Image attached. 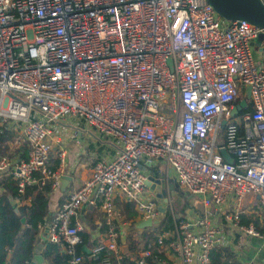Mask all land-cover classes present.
<instances>
[{"label":"built area","instance_id":"1","mask_svg":"<svg viewBox=\"0 0 264 264\" xmlns=\"http://www.w3.org/2000/svg\"><path fill=\"white\" fill-rule=\"evenodd\" d=\"M260 33L247 21L220 17L207 0H0V120L21 129L29 147L26 159L0 155V179L13 180L19 197L26 187H58L66 151L60 149L57 168L49 162L63 118L115 148L50 222L37 225L68 264L85 263L78 246L98 264H112L119 202L151 220L150 242L133 264H173L171 255L181 264H211V250L227 242L211 206L239 231L261 235L242 222L250 195L264 226V39L258 59L252 49ZM242 86L248 99L239 97ZM242 99L246 106L232 114ZM149 176L161 182L162 197L145 184ZM172 183L187 209L203 211L177 222L171 214L169 230L153 221L159 207L166 213L160 202L169 205ZM84 203L100 208L106 227L105 240L90 246L80 235Z\"/></svg>","mask_w":264,"mask_h":264},{"label":"crops","instance_id":"2","mask_svg":"<svg viewBox=\"0 0 264 264\" xmlns=\"http://www.w3.org/2000/svg\"><path fill=\"white\" fill-rule=\"evenodd\" d=\"M252 49L255 58L258 59L260 53V44L254 42L252 45ZM67 119L68 122L74 124L75 126L72 127V129L70 130H67L69 128L63 129V132H65V134H67V132L68 133L72 132L71 136H73L75 133L76 136L80 138H77L75 144H72V142L69 141L65 142V140L63 141V138L60 136L61 142L57 145V147L55 145L52 146L53 149L51 152H54L53 158L55 159L59 158L60 149L66 151L65 159H64L65 176L68 177L69 180L65 186H61L59 184L58 187L52 188V191L49 194L50 201L48 205L49 207L48 214L53 212L54 209L68 196V194H70L73 190L78 188L83 182H85L89 178L91 168L93 167V164L97 160H109L112 158V156L115 153V148L110 143V140L105 139L102 136H99L97 133L91 130L87 125L85 124L81 125V123H79L77 120L73 118L67 117ZM7 124H8L7 129H9L12 132L14 131L19 136V138L12 143L11 156L22 158L21 156L22 153L19 150L17 151V146L21 145L22 142L23 143L25 142L23 140L22 131L19 128L17 129V127L14 124L12 125L11 122L9 121L7 122ZM54 129L56 130L55 131L56 133L59 132L58 122L55 125ZM59 163H60V159H59ZM4 178L6 177H1L0 179L1 193L5 191L4 189L5 187L3 184ZM29 201H30V197L24 199V201L22 200L17 204V200L14 199L12 203L14 204L15 212L18 214L19 206L21 204H28ZM242 203H243L242 204L243 208L246 210L245 214L242 215V222L243 219L244 220L248 219L250 220L248 223L254 225V222L252 220L257 221L258 219L254 212L255 202L252 199V196L250 195L247 196ZM15 205H19V206L16 207ZM126 206H131V205L125 202L118 203V207L122 213V220L118 228L119 230L118 251L116 253H112V255H114L116 261H119L121 258H123L124 260H126L125 264H133V261L138 256L140 250L134 249L135 253L131 254L130 252L123 251V249L125 248V246H127V243L129 241H132L133 239H136L137 241L136 243H139L142 249V247L145 246V243L149 241L147 239L148 238L147 231L151 229V227L150 225L144 227L140 226V224L145 222L146 220L145 221L141 220L138 217L133 206H131L134 211L133 218H128L124 209ZM209 209L211 210V212H213V221L222 223L224 228L226 229L227 242L225 245H223V247L228 248L232 252L235 261L238 264H264V234L260 232L261 235L258 237V236H251L242 231H239L235 226L227 223L226 221H223L222 217L217 215V211L219 209L218 206H211ZM96 213H99V218H96L94 216ZM48 214L46 215V217L48 216ZM198 214L199 213H197L196 210L186 208L184 217L188 218L189 220H192L196 218ZM79 215L82 221H84L87 224L84 231H86L89 236V242L87 244L88 246L92 244L90 243L91 240H98V241L105 240L106 227L103 224L102 214L99 207L87 205L84 208V210L82 211L80 210ZM163 215L164 213L160 214L159 212V215L157 216L156 219H154L153 223L158 225L159 227L162 228L164 227L166 229L172 230L174 228V222L172 227L166 226L162 222L164 218ZM258 224L259 226H262L259 222ZM255 228L259 230L256 226ZM130 229L133 230L132 233H130L129 231ZM144 236H146V238ZM46 243L47 242L44 241V236L38 235L37 244L33 249V252L35 253L34 255L36 254L41 255L40 251L42 250V248L45 246ZM85 253H87V250H85ZM170 259L172 260L173 264H181L178 258H176L173 255L170 256ZM42 264H48V263H46L43 259Z\"/></svg>","mask_w":264,"mask_h":264},{"label":"trees","instance_id":"3","mask_svg":"<svg viewBox=\"0 0 264 264\" xmlns=\"http://www.w3.org/2000/svg\"><path fill=\"white\" fill-rule=\"evenodd\" d=\"M7 121L0 120V155H5L7 150H10L12 143L19 138L13 131L7 129ZM22 153V158H27L29 147L26 142H22L17 146V151ZM8 152V151H7ZM54 152H50L49 167L55 169L58 167L59 158H53ZM4 189L0 192V264H30L34 256L33 249L38 241L39 223L44 222L46 215L49 212V194L52 191L51 182L34 193L35 186L26 187L24 194L19 197L15 182L9 178L3 179ZM30 197L28 204H21L18 208V214L14 210V199H27ZM125 213L128 218H133L134 211L131 206H126ZM163 223L166 226H173V217L169 212L164 213ZM250 220H244L243 223L248 224ZM254 225L264 234V226H259L258 221H254ZM161 222V223H162ZM259 226V227H258ZM83 244L87 245L89 236L86 231L80 233ZM146 238V236H144ZM150 237L147 239L148 244ZM78 252H83L86 256L84 264H98L97 261L88 258L83 246L77 247ZM44 261L48 264H68L67 256L59 252L56 245L46 243L40 251ZM112 264H125L126 260L121 258L119 261L115 260L112 255ZM211 264H238L232 252L223 246L215 247L210 252Z\"/></svg>","mask_w":264,"mask_h":264},{"label":"water","instance_id":"4","mask_svg":"<svg viewBox=\"0 0 264 264\" xmlns=\"http://www.w3.org/2000/svg\"><path fill=\"white\" fill-rule=\"evenodd\" d=\"M212 7L214 8L215 12L222 18L226 20H244L253 25L261 27L264 29V0H207ZM264 39V33H260L257 39L255 40L256 43H261ZM249 98V89H247L246 99ZM246 106V100L242 99L239 103L233 108L232 114H235L243 107ZM220 154L223 156L224 160L232 163L233 159L230 155L226 152L225 149H220ZM69 178L65 175L62 176L60 185L65 186L68 182ZM151 182H154L151 184ZM145 184L150 187L151 190H155L156 185L161 186V182L158 179H154L153 177L149 176ZM156 184V185H155ZM176 183L170 184V190L173 193H179L176 189ZM166 201V199H164ZM87 206V203H84L81 206V211ZM160 214L165 212L164 207H159ZM53 213H49L47 216V222L52 220ZM151 224V220H147L140 224L141 227L149 226ZM43 258L41 255L36 254L33 256L32 261L30 264H42Z\"/></svg>","mask_w":264,"mask_h":264},{"label":"rangeland","instance_id":"5","mask_svg":"<svg viewBox=\"0 0 264 264\" xmlns=\"http://www.w3.org/2000/svg\"><path fill=\"white\" fill-rule=\"evenodd\" d=\"M245 96H246L245 88H243V86H242V91H241L239 97H245ZM82 124L83 123H81V125ZM74 126H75L74 124L68 122L67 118H63L62 120L58 121V128H59L58 134L63 138V141L65 140V142L69 141V142H72V144H75L76 139L80 138V137L76 136L75 133L73 136H71L72 132L71 133L67 132V134H65V132H63V129L69 128L67 130H70ZM64 131H66V130H64ZM7 151H6L5 155H11V153H12L11 149L7 150ZM176 189L178 190V192H180L178 185L176 186ZM182 191L185 192L186 196H189V193L185 188H183ZM154 193L158 197H162L164 195V190H162V188L160 186H157L154 190ZM168 203H169V205H166V203L164 201L160 202V204H163L164 206H166V212H169L170 214H172L174 216V218L176 219V222L178 220H181L182 218H184L185 210H186L189 202L187 200H185V197L183 195H181L180 193H173V192L170 193L169 198H168ZM194 209L199 214H201L203 211L202 207L200 205H196L194 207ZM94 216L96 218H99V213H96ZM129 231H130V233H132L133 230L130 229ZM136 242H137L136 239L129 241L127 243V246H125V248L123 249V251L130 252L131 254H133V253H135L134 249L141 250V245H139V243H136Z\"/></svg>","mask_w":264,"mask_h":264}]
</instances>
